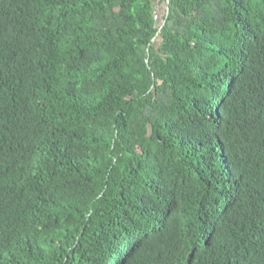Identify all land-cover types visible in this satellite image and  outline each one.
<instances>
[{
  "label": "trees",
  "instance_id": "16d2710c",
  "mask_svg": "<svg viewBox=\"0 0 264 264\" xmlns=\"http://www.w3.org/2000/svg\"><path fill=\"white\" fill-rule=\"evenodd\" d=\"M0 0V264H264V0Z\"/></svg>",
  "mask_w": 264,
  "mask_h": 264
},
{
  "label": "rangeland",
  "instance_id": "374dc122",
  "mask_svg": "<svg viewBox=\"0 0 264 264\" xmlns=\"http://www.w3.org/2000/svg\"><path fill=\"white\" fill-rule=\"evenodd\" d=\"M160 5H162L161 2H159L158 0H155V7H156L157 9H160V8H161Z\"/></svg>",
  "mask_w": 264,
  "mask_h": 264
}]
</instances>
